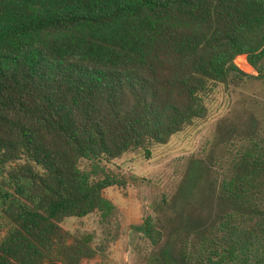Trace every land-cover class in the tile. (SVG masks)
<instances>
[{"label": "trees", "instance_id": "trees-1", "mask_svg": "<svg viewBox=\"0 0 264 264\" xmlns=\"http://www.w3.org/2000/svg\"><path fill=\"white\" fill-rule=\"evenodd\" d=\"M263 58L264 0H0V264L91 257V235L60 221L111 207L101 190L123 180L100 159L148 157L205 114L212 82L255 77ZM247 112L133 226L143 264H264V120ZM233 138L224 167L215 148Z\"/></svg>", "mask_w": 264, "mask_h": 264}, {"label": "rangeland", "instance_id": "rangeland-1", "mask_svg": "<svg viewBox=\"0 0 264 264\" xmlns=\"http://www.w3.org/2000/svg\"><path fill=\"white\" fill-rule=\"evenodd\" d=\"M243 55H235L234 61L244 72L256 74ZM261 68L257 76L245 78L237 85L212 82L203 94L205 114L170 134L165 142L152 144L148 157L143 156L141 149H132L110 159H100L98 163L104 171L123 180L101 190L111 207L97 208L82 216H65L60 221L71 235H91L94 254L82 258L80 264H143L150 243L133 226L147 214L154 217L153 206L157 201L169 202L176 196L188 160L207 154L211 140L218 134V123L238 126L242 121L239 117L250 110L258 124L264 120V58ZM236 140L215 148V153H222L224 167ZM77 163L80 168H88L90 162L80 157ZM6 226L5 219L0 218V238Z\"/></svg>", "mask_w": 264, "mask_h": 264}, {"label": "built area", "instance_id": "built-area-1", "mask_svg": "<svg viewBox=\"0 0 264 264\" xmlns=\"http://www.w3.org/2000/svg\"><path fill=\"white\" fill-rule=\"evenodd\" d=\"M238 55H243V54H237L236 56H238ZM235 56V57H236ZM243 59H244V61L246 60V58H245V55H243ZM235 60V58H233V61ZM235 62V61H234ZM246 62V61H245ZM236 63V62H235ZM236 65L239 67V65L236 63ZM240 68V67H239Z\"/></svg>", "mask_w": 264, "mask_h": 264}]
</instances>
